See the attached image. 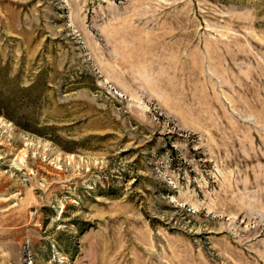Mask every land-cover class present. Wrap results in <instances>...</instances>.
I'll return each mask as SVG.
<instances>
[{"label": "rangeland", "instance_id": "obj_1", "mask_svg": "<svg viewBox=\"0 0 264 264\" xmlns=\"http://www.w3.org/2000/svg\"><path fill=\"white\" fill-rule=\"evenodd\" d=\"M0 264H264V0H0Z\"/></svg>", "mask_w": 264, "mask_h": 264}]
</instances>
